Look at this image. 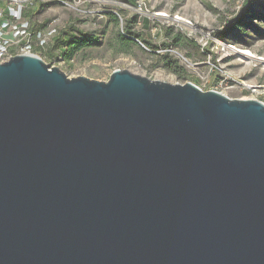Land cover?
Here are the masks:
<instances>
[{
	"label": "water",
	"instance_id": "obj_1",
	"mask_svg": "<svg viewBox=\"0 0 264 264\" xmlns=\"http://www.w3.org/2000/svg\"><path fill=\"white\" fill-rule=\"evenodd\" d=\"M0 264H264V103L13 56Z\"/></svg>",
	"mask_w": 264,
	"mask_h": 264
},
{
	"label": "rangeland",
	"instance_id": "obj_2",
	"mask_svg": "<svg viewBox=\"0 0 264 264\" xmlns=\"http://www.w3.org/2000/svg\"><path fill=\"white\" fill-rule=\"evenodd\" d=\"M129 1L94 0L76 4L77 10L48 2L38 4L30 18L44 23L55 20L64 39L79 32L93 38L91 45L74 52L72 62L54 65L68 77L107 81L114 69H125L151 80L191 82L231 99L264 103V91L257 89L264 87V62H241L229 49L264 57L261 21L230 27L229 21L237 18L249 0H143L142 14L132 12L137 0ZM259 2L264 0H255L258 12ZM156 13L165 17L151 19L144 27L142 20ZM176 17L188 24L177 22Z\"/></svg>",
	"mask_w": 264,
	"mask_h": 264
},
{
	"label": "built area",
	"instance_id": "obj_3",
	"mask_svg": "<svg viewBox=\"0 0 264 264\" xmlns=\"http://www.w3.org/2000/svg\"><path fill=\"white\" fill-rule=\"evenodd\" d=\"M93 1L0 0V64L19 54L38 56L50 66L72 62L71 59H64L60 51H54L52 58H48L51 43L60 31L58 24L55 20L44 23L37 20L36 17L30 18V12L35 10L38 4L48 2L77 10L76 4H90ZM143 5V0H137L132 12L142 14ZM86 13L91 14L90 12ZM151 19H156V16L148 17V24ZM37 50H41V53H38ZM257 89L264 91V87H258ZM213 91L216 90L214 89Z\"/></svg>",
	"mask_w": 264,
	"mask_h": 264
},
{
	"label": "trees",
	"instance_id": "obj_4",
	"mask_svg": "<svg viewBox=\"0 0 264 264\" xmlns=\"http://www.w3.org/2000/svg\"><path fill=\"white\" fill-rule=\"evenodd\" d=\"M131 0L129 1L130 4H133ZM255 0H249L247 4L244 6L242 11L238 14L237 18L230 20V27L235 28H243L247 25H251L253 20L261 21L264 24V2H259L258 6L260 7L261 11L258 12L254 8ZM134 20V19H133ZM148 20L146 18L143 19V26L147 27ZM232 29V30H233ZM64 33L59 32V34L53 39L48 58L51 59L53 56V52L58 50L60 47L62 48L61 56L64 59H72L73 54L76 50L81 47L89 46L92 43V37L89 35H84L79 32L78 36L76 34L70 35L67 39H64ZM61 40V41H60ZM60 43V47H58L57 43ZM51 53V54H50Z\"/></svg>",
	"mask_w": 264,
	"mask_h": 264
},
{
	"label": "bare ground",
	"instance_id": "obj_5",
	"mask_svg": "<svg viewBox=\"0 0 264 264\" xmlns=\"http://www.w3.org/2000/svg\"><path fill=\"white\" fill-rule=\"evenodd\" d=\"M152 16L165 17V14H163V13H156V14H153ZM174 20H177V22L180 21V22H183L185 24H188L186 21H184L180 17H176V18H174ZM229 49L231 51H233L239 57V59L241 60V62L248 63L251 60H261V61L264 62V57L256 56V55H254L252 52H250L248 50L240 49V48H236V47H232V46L229 47Z\"/></svg>",
	"mask_w": 264,
	"mask_h": 264
}]
</instances>
